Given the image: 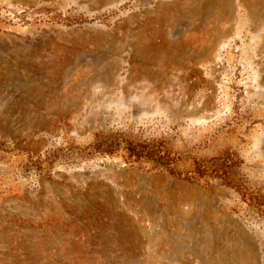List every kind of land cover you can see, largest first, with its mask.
<instances>
[{
	"label": "rangeland",
	"instance_id": "rangeland-1",
	"mask_svg": "<svg viewBox=\"0 0 264 264\" xmlns=\"http://www.w3.org/2000/svg\"><path fill=\"white\" fill-rule=\"evenodd\" d=\"M0 264H264V0H0Z\"/></svg>",
	"mask_w": 264,
	"mask_h": 264
},
{
	"label": "trees",
	"instance_id": "trees-1",
	"mask_svg": "<svg viewBox=\"0 0 264 264\" xmlns=\"http://www.w3.org/2000/svg\"><path fill=\"white\" fill-rule=\"evenodd\" d=\"M128 151L131 157H135L136 159L147 158L157 161L158 163L162 162V157L157 153H151L150 151H146L140 145L130 143L128 145Z\"/></svg>",
	"mask_w": 264,
	"mask_h": 264
}]
</instances>
